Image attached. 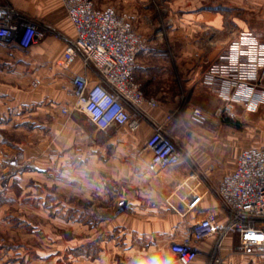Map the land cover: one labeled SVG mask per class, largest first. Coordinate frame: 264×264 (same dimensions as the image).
I'll list each match as a JSON object with an SVG mask.
<instances>
[{"label": "crops", "instance_id": "0c3cea01", "mask_svg": "<svg viewBox=\"0 0 264 264\" xmlns=\"http://www.w3.org/2000/svg\"><path fill=\"white\" fill-rule=\"evenodd\" d=\"M2 3L51 33L29 50L0 45V148L23 164L17 171L0 164V264H180L171 244L208 212L221 235L201 242L192 264H264V254L238 251L240 234L226 231L231 216L218 194L240 154L264 146V104L254 112L233 105L231 114L241 109L255 128L243 146L233 133L211 139L219 133L214 123L201 129L206 138L189 146L185 163L152 173L146 144L154 129L164 126L178 140L182 127L164 86L168 59L154 51L139 57L135 81L159 105L145 107L141 130L109 136L115 129L102 132L61 112L75 100L76 77L99 82L81 58L68 69L57 65L76 36L62 1ZM177 11L178 58L187 68L195 61L208 69L241 33L264 42V0H177ZM204 73L195 100L213 116L222 101L203 84Z\"/></svg>", "mask_w": 264, "mask_h": 264}, {"label": "built area", "instance_id": "2783aa9c", "mask_svg": "<svg viewBox=\"0 0 264 264\" xmlns=\"http://www.w3.org/2000/svg\"><path fill=\"white\" fill-rule=\"evenodd\" d=\"M75 31V38L58 60L64 69L81 58L87 70L95 73L99 82L86 77L73 81L74 102L62 108V114H84L92 126L102 132L128 128L141 130L145 107L156 108L155 99L145 97L134 73L138 58L147 51V43L133 30L131 24L112 8L99 10L91 0H61ZM46 37V30L0 0V45L11 44L29 50ZM204 75L205 86L215 88L222 101L216 116L231 114L234 104H243L256 111L264 104V42L250 32L238 35L223 55L212 63ZM193 120L202 123L199 109ZM172 121V116L165 123ZM147 150L152 154L148 169L152 173L183 163L184 153L167 133L158 126L149 137ZM20 166L17 157L0 152V163ZM234 171L223 177L218 187L222 206L231 221L226 231L240 234L238 251L247 255H263L264 240V146L242 152ZM216 215L207 217L192 228L183 241L173 242L171 252L180 264H192L200 255V243L220 234ZM214 264H224L216 259Z\"/></svg>", "mask_w": 264, "mask_h": 264}, {"label": "rangeland", "instance_id": "374dc122", "mask_svg": "<svg viewBox=\"0 0 264 264\" xmlns=\"http://www.w3.org/2000/svg\"><path fill=\"white\" fill-rule=\"evenodd\" d=\"M91 1L94 2L96 8L99 10L112 8L122 15V17L124 16L137 35L139 34L147 43L148 52L146 53L154 51L170 62V74L168 76V81L166 80L168 83L164 82V86L167 85L166 89L168 91V96L176 102L177 117L181 120L179 125L182 127L179 138L178 140L173 139L185 155L183 163L189 159V146L195 145L197 141L206 136V133L201 129L204 128L208 130V126H212L214 123L218 124L216 128L219 133H217L215 138L210 137L211 139L219 140L225 137V134L233 133L234 141L239 142V145L242 144L243 146L249 133L248 131L254 130L255 128L250 119L243 118V111L241 109L234 115L226 114L217 117L216 113L220 106L216 108L212 116L202 111V108L198 106L197 100H195L197 99L195 98L196 91L201 84L200 74L209 69H198V66L195 65V61H193L191 67L187 68L178 58V23L180 21H178L177 0H149L148 3H142L140 0ZM221 1L222 0H220V2ZM236 11L237 9H235V12ZM45 30L46 37L43 40L51 33L49 30ZM140 87L143 91L141 85ZM143 93L146 97L144 91ZM157 102L159 103L158 100ZM195 109H199L203 116H205L202 123H197L193 120V112ZM75 118L78 120L77 122L88 123L84 114H78ZM117 132H119V130L115 129L109 132V136H113V134ZM0 152L5 155L1 148ZM19 163L20 166H13L14 171L22 169L23 164L20 159ZM193 170H195V168Z\"/></svg>", "mask_w": 264, "mask_h": 264}, {"label": "snow or ice", "instance_id": "6c2138e0", "mask_svg": "<svg viewBox=\"0 0 264 264\" xmlns=\"http://www.w3.org/2000/svg\"><path fill=\"white\" fill-rule=\"evenodd\" d=\"M249 238H251V239H259V240H264V237H252V236H250Z\"/></svg>", "mask_w": 264, "mask_h": 264}]
</instances>
